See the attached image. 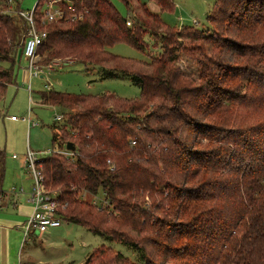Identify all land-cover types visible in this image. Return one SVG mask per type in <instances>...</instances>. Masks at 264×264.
Returning a JSON list of instances; mask_svg holds the SVG:
<instances>
[{"label":"trees","instance_id":"1","mask_svg":"<svg viewBox=\"0 0 264 264\" xmlns=\"http://www.w3.org/2000/svg\"><path fill=\"white\" fill-rule=\"evenodd\" d=\"M9 1L0 0V100L25 36ZM121 1L130 17L111 0H74L39 49L51 66L81 62L140 88L136 99L41 94L65 110L52 142L75 145L71 158L39 161L66 222L129 246L139 262L100 245L84 264H264V0H216L206 29L170 27L145 3ZM147 35L161 47L148 60L108 50L144 51ZM4 172L0 149V180ZM99 192L100 204L84 199Z\"/></svg>","mask_w":264,"mask_h":264},{"label":"rangeland","instance_id":"2","mask_svg":"<svg viewBox=\"0 0 264 264\" xmlns=\"http://www.w3.org/2000/svg\"><path fill=\"white\" fill-rule=\"evenodd\" d=\"M37 1L11 0L13 7L9 6L4 11H12L15 21L24 24L15 11L19 6L23 10H30ZM111 1L122 15L131 16L121 0ZM139 1L145 3L170 27L180 28L189 25L202 29L211 28L207 15L216 2V0H172L174 9L162 10L154 0ZM16 25L19 26V23ZM50 25L47 27L48 30ZM145 41L148 48L144 51L122 42L108 47V50L120 57L134 60H148L150 56L160 54V45H155L150 35L145 37ZM19 42L16 58L21 53L22 42L20 40ZM62 60H70V58ZM59 62L60 66H51L52 70H50L45 56L40 55L39 63L40 65L45 64L43 66L46 69L42 77L33 76L31 80L22 79L25 74L24 67L28 68V64L19 65L18 61L16 62V71H20L18 80L8 87L4 99L0 100V149L5 152V172L0 180V186L5 190H12L13 187L17 188V191L20 188L31 190L33 179L26 167L22 165L28 149L35 152L38 159L47 157L52 151L65 149V146L52 142L54 127L59 129L65 123V118L56 119V116L65 115V110L60 106L43 103L41 93L49 90L46 85H49L53 91L64 93L85 95L112 93L118 97L133 99L140 96L139 86L128 78L102 79L97 70L86 71L81 62H69L68 64L61 63V60ZM179 64L184 70H190L192 67L191 62L185 59H182ZM12 116H15V120H12ZM14 155L16 157H13ZM101 198H103L102 192H99L98 196L89 193L84 195L86 201L98 200L99 204ZM100 245L120 251L132 261L138 262L137 254L129 246L95 234L81 225L66 221L61 226L51 228L41 235H30L24 244L26 254L32 257L31 264H82L93 249Z\"/></svg>","mask_w":264,"mask_h":264},{"label":"built area","instance_id":"3","mask_svg":"<svg viewBox=\"0 0 264 264\" xmlns=\"http://www.w3.org/2000/svg\"><path fill=\"white\" fill-rule=\"evenodd\" d=\"M9 2L13 7L11 0ZM73 10L74 0H38L30 10H23L19 6L18 10L15 11L26 27L22 54L28 60V69L34 76L41 75L44 71L43 65L39 63V49L47 37L48 25L58 19H63L67 12L70 13ZM75 18L76 15L73 19ZM127 24L130 25V21ZM46 88L50 89L51 87L46 85ZM62 118H65L64 114L56 116V119ZM12 119H15V116H12ZM56 152L69 158L73 156V152L66 147ZM40 160L35 152L30 149L27 150L25 166L33 179L30 197L34 210L22 226L25 239L29 238L30 235H41L51 228H57L66 221L63 211L66 209L67 203L59 199L58 191L46 187ZM93 202L98 203V200Z\"/></svg>","mask_w":264,"mask_h":264},{"label":"crops","instance_id":"4","mask_svg":"<svg viewBox=\"0 0 264 264\" xmlns=\"http://www.w3.org/2000/svg\"><path fill=\"white\" fill-rule=\"evenodd\" d=\"M17 61L19 65L22 63H25L26 65L28 64V60L22 54V49L19 57L16 58V62ZM16 62L14 64L15 82L18 80L20 72L19 70L16 71ZM51 68L52 67L50 65V70H52ZM45 69L46 68L44 67V70ZM24 70L25 74L22 79L24 80L27 78L31 80L34 75L30 73L27 67H24ZM39 76L42 77L43 75L41 74L35 77ZM49 90H51V88ZM22 165L26 167L25 159ZM31 190L20 188L19 191H17V188L15 187H13L12 190H5L2 186H0V264L32 263L31 255L26 254L25 252L24 244L26 239L24 237V229L22 227L34 210V205L30 197ZM82 264H84V262Z\"/></svg>","mask_w":264,"mask_h":264},{"label":"water","instance_id":"5","mask_svg":"<svg viewBox=\"0 0 264 264\" xmlns=\"http://www.w3.org/2000/svg\"><path fill=\"white\" fill-rule=\"evenodd\" d=\"M66 148L68 150H70V151H74L75 150V145L72 142H67Z\"/></svg>","mask_w":264,"mask_h":264}]
</instances>
